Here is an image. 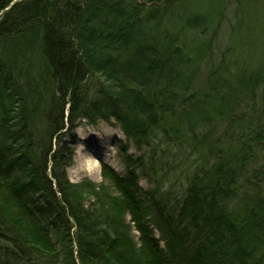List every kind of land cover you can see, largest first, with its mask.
I'll return each mask as SVG.
<instances>
[{
	"label": "trees",
	"instance_id": "obj_1",
	"mask_svg": "<svg viewBox=\"0 0 264 264\" xmlns=\"http://www.w3.org/2000/svg\"><path fill=\"white\" fill-rule=\"evenodd\" d=\"M196 2L0 0V264H264V51L205 79L216 19ZM109 118L158 139L152 168L186 182L172 206L129 155L68 181L78 123Z\"/></svg>",
	"mask_w": 264,
	"mask_h": 264
},
{
	"label": "rangeland",
	"instance_id": "obj_2",
	"mask_svg": "<svg viewBox=\"0 0 264 264\" xmlns=\"http://www.w3.org/2000/svg\"><path fill=\"white\" fill-rule=\"evenodd\" d=\"M196 4L199 6L200 12L216 19L208 51L200 70L201 76L204 75L205 79L213 77L211 72L219 70L221 66H227L229 74L234 73L237 60L240 62L245 55L256 56L257 53L256 60L259 58L260 51L262 49L264 51V0H197ZM182 6L177 5L170 8L169 13L165 16L167 25L176 24L179 27L183 23H179L177 19V16L182 12ZM194 17L196 16L188 17L187 20H193ZM183 28L186 29L185 26ZM262 55L264 60V54ZM98 82L97 77L90 79L89 86L92 92L98 89ZM78 133L82 136V140H79ZM75 135L77 138L73 145L72 163L64 170L66 178L71 183L88 180L99 186L102 183L100 173L103 164L118 174L124 175L126 169L123 164V155H129L132 160L139 158V168H132L137 177L138 190L148 193L155 192V196H160L166 191L171 192L168 207L174 204V196L186 186L183 177L175 179L174 173L166 168L162 171V166L152 168V163L161 156V152L155 153L152 150V147L155 149L159 143L158 139L151 140L147 145H137L133 140L125 139L112 118L107 121L99 120L95 126H86L85 121L82 120L75 129ZM89 143L100 145L105 160H100L97 163L94 156L98 153L87 148ZM121 145L124 150H120ZM160 146L168 147L163 142ZM181 160H186L188 162L186 164L191 162V160L187 161L188 159L185 157H181ZM95 162L97 163L95 172H89L88 169L91 165L94 167ZM250 167L249 172H252L254 168L257 172H264L262 171L264 170L263 156L261 155ZM261 174L263 175V173ZM254 182L263 186L264 178L257 177ZM246 187L244 181L240 192H245ZM126 220L128 222V218ZM148 228L153 230L154 237L158 239L159 233L154 230L151 222ZM133 234L135 235L134 232ZM159 246L164 249L161 241Z\"/></svg>",
	"mask_w": 264,
	"mask_h": 264
},
{
	"label": "bare ground",
	"instance_id": "obj_3",
	"mask_svg": "<svg viewBox=\"0 0 264 264\" xmlns=\"http://www.w3.org/2000/svg\"><path fill=\"white\" fill-rule=\"evenodd\" d=\"M78 138H79V140H82V136L79 133H78ZM87 148L91 149V151H95V153H98V154H95V156H94V159H96L97 163L100 160H105L104 154L102 153V149H100V145H97V143H93V145L92 144H90L89 146L87 145ZM89 158H91V157H89ZM97 163L95 162L94 167H93V165L90 166V168L88 169L89 172H95V170H96L95 168L97 167Z\"/></svg>",
	"mask_w": 264,
	"mask_h": 264
}]
</instances>
